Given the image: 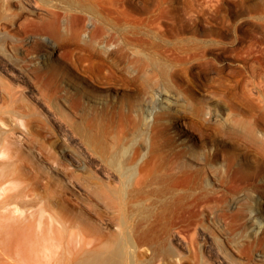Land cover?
Instances as JSON below:
<instances>
[{"label": "bare ground", "instance_id": "obj_1", "mask_svg": "<svg viewBox=\"0 0 264 264\" xmlns=\"http://www.w3.org/2000/svg\"><path fill=\"white\" fill-rule=\"evenodd\" d=\"M86 1L89 11L148 26L166 42L140 44L126 62L146 94L138 104L117 103L123 119L134 113L136 136L126 144L124 124L114 131L108 95L67 80L73 98L58 92L65 80L58 79L55 47L70 41L68 17L60 20L59 11L83 8L81 0H0V264H264V134L243 124L250 140H228L229 149L205 142L225 118L170 85L185 75L189 87H237L208 76L190 46L168 40L176 36L172 0ZM139 8L144 17L134 16ZM39 12L46 17L33 20ZM35 27L52 42L42 52L40 33L29 34ZM258 87L260 122L264 77ZM169 121L183 127L181 136L187 130L190 142L167 137ZM43 122L59 131L51 146L41 140Z\"/></svg>", "mask_w": 264, "mask_h": 264}, {"label": "rangeland", "instance_id": "obj_2", "mask_svg": "<svg viewBox=\"0 0 264 264\" xmlns=\"http://www.w3.org/2000/svg\"><path fill=\"white\" fill-rule=\"evenodd\" d=\"M208 1L209 3L212 1L214 2L210 5L212 6L211 9L204 8V4L208 3ZM208 1L190 0L189 4L188 0H172V3L175 5V12L177 15L175 21L176 27L174 28V33L176 36L173 37L168 35V40L172 39L175 42L179 40L182 45L190 46V49L195 50L201 56L200 64L202 62L203 63L201 65L205 63L204 66L206 68L203 67V70H207V72L206 70H204V72H206L208 76H213V78H221L223 80L226 78L231 80V83L234 84L233 87H237L236 92L238 93H233L236 89L231 90V87L229 88V85L227 84H209L208 86L204 87V89H200L193 82H191L189 87L188 81L184 78L185 75L175 78L173 81L174 87L173 85H170V87L171 90L174 88L179 92V94H181L180 92L182 91V93L187 96H190L191 94V97H193L196 101L195 104L200 107L207 105L211 106V108H213L212 110L217 109V114H214L216 111L211 110L212 114L216 116L220 113L219 116L222 119L225 118L223 121L221 120L223 122L224 128L216 131L211 135V137H207L204 140L208 143L211 142L210 140H213L212 142H215L219 148L229 149L230 147L228 140L249 139L248 136L242 132L245 125L250 128H256L259 132V136L264 134V121L260 120V122H258L256 120L258 111L255 109V105L257 103L256 92L259 90L258 82L262 77H264V0ZM153 2H155V0ZM81 3L84 5V7H81L78 10L74 9L68 10L66 12L59 11L60 20L61 17H68L67 22L69 23L66 22L64 25L65 28H67V35L69 36L71 42L69 41V47L67 49H60L57 46L55 47L58 49V54L60 56L58 57L57 64L59 67H57L59 71L58 79L61 77V80H65V83H60L58 86V92L63 93L58 94L63 95L67 93L68 95H66L70 100L73 98L71 95L73 89L72 86L69 87L67 85L68 81L71 85L73 84L78 88H84L90 93L92 91H97L99 94L108 95L110 98L109 101H111L109 105H112V109L108 107L110 117L113 119L112 128H114V131L116 132L118 129H120V127H122L121 123H123V128L128 129L127 135L124 138L125 143L128 144V140L130 143L131 140L135 138V132H137L138 127L135 128L136 126L133 124L134 113H132L130 110H128V112H124L127 114V117H129L123 119L120 113L122 110L121 105H118L117 103L123 102L125 104L126 102H134L133 104H138L143 102L146 94L144 91H142L144 90L143 87L142 90H139L141 89V85L139 80L136 79L137 69L135 66L133 68L129 67L128 69L126 62H130L133 58L136 59L132 53L134 49L140 47V44L155 43L162 45L166 42L163 41L162 38L152 35L148 31V26L140 24V26H133L131 23L127 24V20H125L124 17H116V20L114 18V21L113 18H107L104 13L96 14L92 11H89L85 7L89 4L88 1L81 0ZM39 4V7H41L43 10L48 8L42 2H39ZM13 6L14 10L17 11L19 7L15 5ZM127 6L131 7L132 4L128 3ZM40 15L42 17H46L43 12H39V14L31 15V18L35 21H38ZM143 15L145 16L146 13H144L140 8L134 12V16H137V18L144 17ZM187 15H189V17ZM43 29L44 28L42 27H35L29 31V34L31 35L34 33H40L39 36H37L41 39H37V41H40L38 46L41 52L43 50V45L48 46V42L49 45L51 44L50 47L52 46V42L48 37L49 33L47 34V31ZM64 30L66 31V29ZM27 37H29L28 34ZM122 50H124V52H120ZM97 60L98 62L100 60L101 64L105 60V65L102 64L100 67L101 70L98 67L99 63H96ZM113 61L114 63H117L114 64ZM93 64L96 66V68L93 66ZM106 69L112 72L116 71L115 74L121 72L116 74L118 75V77H116L117 80L113 75L111 76L110 72L107 74L108 71ZM123 70L128 71V74H126L127 72H124ZM98 72L102 74H99ZM95 74L98 76L96 77ZM184 80L187 81V83H185ZM159 83L160 84H157V88L160 87L161 89L164 85L161 82ZM102 84L106 86H102ZM132 85L135 86L134 90ZM176 91L174 92L177 93ZM115 96L117 97L116 99L118 102L113 103L114 101L112 100ZM182 98L184 99V97ZM126 119L128 120L126 121ZM218 121L219 120L216 122L218 123ZM46 123L43 122V126L45 127L42 126L41 128V140L46 141V144L51 146L53 141L56 139L58 140L59 131L52 123ZM166 129L167 137L171 138L173 141L176 142L185 138L188 140V142H190L189 135L191 134H187V130H184L182 134H185L181 136L179 134V129L183 130V127L177 124L174 125L172 121L166 123ZM171 131L173 132L171 133ZM234 132L237 135H234L232 138V134H234ZM255 181L257 180L255 179ZM67 193L70 196L69 192ZM68 202H70L69 204L73 203V201L70 200H68ZM88 204L91 205V203ZM85 213L87 217L93 220L94 215H92V212L90 213V209H86Z\"/></svg>", "mask_w": 264, "mask_h": 264}]
</instances>
